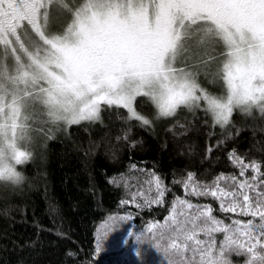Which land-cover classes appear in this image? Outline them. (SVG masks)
Wrapping results in <instances>:
<instances>
[{
	"label": "snow or ice",
	"instance_id": "obj_1",
	"mask_svg": "<svg viewBox=\"0 0 264 264\" xmlns=\"http://www.w3.org/2000/svg\"><path fill=\"white\" fill-rule=\"evenodd\" d=\"M102 111L127 125L117 140L128 139L133 122L151 129L166 121L173 137L199 123L209 140L219 128L206 156L243 131L234 113L264 120V0H0V188L14 195L24 184L18 166L33 158V132L51 131L37 125L103 124ZM227 158L238 176L221 172L206 183L189 171L173 179L185 196L171 201L154 170L132 164L135 177L109 178L126 190L118 209L166 213L129 231L131 243L147 244L164 264H233L232 256L264 264V171L235 149ZM185 197H210L218 208ZM133 218L117 211L96 225L89 264L118 223ZM135 255L143 264L141 248Z\"/></svg>",
	"mask_w": 264,
	"mask_h": 264
},
{
	"label": "trees",
	"instance_id": "obj_2",
	"mask_svg": "<svg viewBox=\"0 0 264 264\" xmlns=\"http://www.w3.org/2000/svg\"><path fill=\"white\" fill-rule=\"evenodd\" d=\"M147 109L141 108L148 112ZM101 117L103 124L84 122L67 130L44 124L42 128L51 131L48 136L39 134L30 146L33 158L20 166L26 177L22 187L14 195L0 188V264H89L96 225L117 211L134 218L118 223L117 230L109 235L96 256L95 264H141L135 255L138 247L144 253L143 264H164L161 254L147 244L131 243L133 237L127 236L129 231L139 233L152 216L162 219L164 209L153 206L152 211L141 212L132 205L118 209L126 190L123 185L110 184L109 178H119L120 173L135 177V171L129 172L132 164L138 169L154 170L172 189L166 197L171 201L173 196H185L182 185L173 184V179H180L189 171L206 183L221 172L238 176L239 170L227 158L232 149L246 162L258 161L264 171V133L256 131L253 135L255 129L264 126L258 114L254 120L234 113V123L243 131L207 156V145H215L222 135L219 128L215 130L216 137L209 140L204 135L206 129L199 123L186 136L173 137L166 130L170 126L166 121L155 123L151 129H142L133 122L128 139L117 140L127 125L108 111H102ZM129 182L136 183L134 179ZM185 198L218 208V202L210 197ZM58 232L66 238L57 235ZM125 238L128 245L122 244ZM68 251L76 255L70 258L66 255ZM231 259L233 264H244L245 257Z\"/></svg>",
	"mask_w": 264,
	"mask_h": 264
},
{
	"label": "rangeland",
	"instance_id": "obj_3",
	"mask_svg": "<svg viewBox=\"0 0 264 264\" xmlns=\"http://www.w3.org/2000/svg\"><path fill=\"white\" fill-rule=\"evenodd\" d=\"M199 82L202 84V86H204V87H206V88H209L210 90H212V91H219V89H218V87L216 86V85H213V84H209L206 80H205V78L203 77V76H201L200 78H199ZM141 110V109H140ZM148 110V109H147ZM141 111H143V110H141ZM150 111H151V109L149 108V110H148V112H146V111H143V112H145V113H150ZM44 119H46L45 117H42V120H44ZM156 123H158V122H156ZM44 124H46V123H40L39 125H37L36 127H38V128H42L43 126H44ZM39 134H42V132H33V142L30 144V146H32L36 141H37V137H38V135ZM29 146V147H30ZM19 167V170H20V166H18Z\"/></svg>",
	"mask_w": 264,
	"mask_h": 264
}]
</instances>
